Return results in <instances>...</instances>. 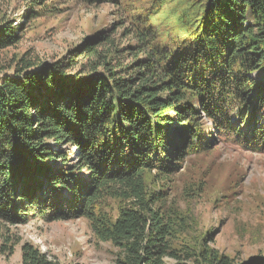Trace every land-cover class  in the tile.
Returning a JSON list of instances; mask_svg holds the SVG:
<instances>
[{
  "label": "trees",
  "instance_id": "obj_1",
  "mask_svg": "<svg viewBox=\"0 0 264 264\" xmlns=\"http://www.w3.org/2000/svg\"><path fill=\"white\" fill-rule=\"evenodd\" d=\"M85 1L115 6L119 31L72 49L83 69L0 64V254L60 264L8 228L80 218L113 264H264L212 247L192 208L212 170L203 157L264 154V0ZM61 6L31 0L28 16ZM21 30L0 10V54Z\"/></svg>",
  "mask_w": 264,
  "mask_h": 264
},
{
  "label": "rangeland",
  "instance_id": "obj_2",
  "mask_svg": "<svg viewBox=\"0 0 264 264\" xmlns=\"http://www.w3.org/2000/svg\"><path fill=\"white\" fill-rule=\"evenodd\" d=\"M63 10L53 15L31 19V0H0V10L21 26V39L0 54V64L16 57L39 62L62 61L69 71H79L81 61L74 58L73 48L86 36L101 28H119L115 6L91 4L85 0H45ZM116 36V35H115ZM119 48L124 44L116 38ZM125 60H129L128 56ZM75 59L71 62L69 60ZM260 113L256 116L261 119ZM202 164L212 167L205 192L193 201L199 231L211 233L209 244L235 261L264 255V154L223 146L203 157ZM179 177L175 184L180 189ZM13 233L36 245L49 258L60 264H113L114 248L96 241L85 220L43 221L32 219L10 226ZM2 241L0 233V243ZM0 264H20L19 247L12 255L0 254Z\"/></svg>",
  "mask_w": 264,
  "mask_h": 264
}]
</instances>
